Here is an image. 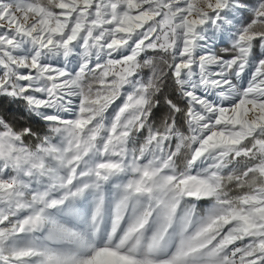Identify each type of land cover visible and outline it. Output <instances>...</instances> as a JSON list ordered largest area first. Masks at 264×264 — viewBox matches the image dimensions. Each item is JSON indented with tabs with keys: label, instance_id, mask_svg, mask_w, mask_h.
Here are the masks:
<instances>
[{
	"label": "snow or ice",
	"instance_id": "1",
	"mask_svg": "<svg viewBox=\"0 0 264 264\" xmlns=\"http://www.w3.org/2000/svg\"><path fill=\"white\" fill-rule=\"evenodd\" d=\"M0 264H264V0H0Z\"/></svg>",
	"mask_w": 264,
	"mask_h": 264
}]
</instances>
